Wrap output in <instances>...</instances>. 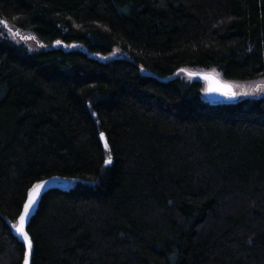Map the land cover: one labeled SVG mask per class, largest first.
<instances>
[{"label":"trees","instance_id":"16d2710c","mask_svg":"<svg viewBox=\"0 0 264 264\" xmlns=\"http://www.w3.org/2000/svg\"><path fill=\"white\" fill-rule=\"evenodd\" d=\"M183 68L264 77V0H0V264L52 176L30 264H264V96L212 103Z\"/></svg>","mask_w":264,"mask_h":264},{"label":"rangeland","instance_id":"374dc122","mask_svg":"<svg viewBox=\"0 0 264 264\" xmlns=\"http://www.w3.org/2000/svg\"><path fill=\"white\" fill-rule=\"evenodd\" d=\"M2 34L16 42L24 44L29 50L41 49V43L30 31L18 28L12 23L2 24ZM66 47H72L66 45ZM119 50L115 49L113 54H119ZM199 75H211L217 78L220 82L230 85V90L224 91V102H234L245 97L259 98L264 96V77L252 81H233L226 80L220 72L216 69H202V68H183L179 70L174 76L184 78L189 81L199 80L202 83L203 97L207 99V82L199 78Z\"/></svg>","mask_w":264,"mask_h":264},{"label":"water","instance_id":"95a60500","mask_svg":"<svg viewBox=\"0 0 264 264\" xmlns=\"http://www.w3.org/2000/svg\"><path fill=\"white\" fill-rule=\"evenodd\" d=\"M199 78L204 79L207 82L206 97H207L208 101H210L212 103H218V102H222L225 99L223 93H224V91L228 92L230 90V85L220 82L217 78H215L211 75H199ZM37 185H42V187L39 189L38 194L34 197V203L30 207L29 215H27L25 217V223H24V232L27 233V236L30 240H31V238L27 232V228L29 226L30 220L32 219V217L35 215V213L37 211V208L40 204V201H41L43 195L49 191L56 190V189L68 190L72 185V181L69 179L60 177V176H52L50 178H47V179L41 181ZM33 189L29 192L24 205L27 203L29 197L31 196ZM23 209H24V206L22 208V211H21L19 218L24 214ZM19 218H18L17 224L14 228V235L19 239L20 242H22V244L25 247L24 259H23L22 264H25L26 261H27V264H30L31 263L30 262V255L32 252V240H31V249L29 250L27 247V242L23 239L22 234L17 231V228L19 227Z\"/></svg>","mask_w":264,"mask_h":264},{"label":"snow or ice","instance_id":"6c2138e0","mask_svg":"<svg viewBox=\"0 0 264 264\" xmlns=\"http://www.w3.org/2000/svg\"><path fill=\"white\" fill-rule=\"evenodd\" d=\"M107 163H111V157L109 156ZM42 187V185H37L32 191L31 196L29 197L27 203L24 205L23 209V215L19 218V227L17 228V231L20 232L23 236V239L27 242V247L30 250L31 249V240L28 238L27 233L24 232V223H25V217L29 215V209L34 203V197L38 194L39 189ZM27 264V261L25 262Z\"/></svg>","mask_w":264,"mask_h":264}]
</instances>
